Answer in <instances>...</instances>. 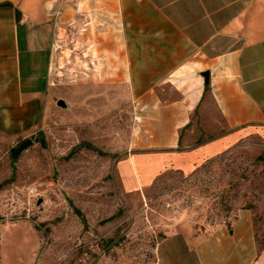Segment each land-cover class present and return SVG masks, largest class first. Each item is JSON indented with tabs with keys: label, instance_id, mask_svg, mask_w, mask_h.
<instances>
[{
	"label": "crops",
	"instance_id": "obj_1",
	"mask_svg": "<svg viewBox=\"0 0 264 264\" xmlns=\"http://www.w3.org/2000/svg\"><path fill=\"white\" fill-rule=\"evenodd\" d=\"M60 34L78 35L98 59L122 50L146 124L142 150L116 166L127 196L195 170L235 135L264 134V0H0V152L40 129L50 37ZM256 230L242 212L230 228L175 232L158 243L156 264H264Z\"/></svg>",
	"mask_w": 264,
	"mask_h": 264
},
{
	"label": "rangeland",
	"instance_id": "obj_2",
	"mask_svg": "<svg viewBox=\"0 0 264 264\" xmlns=\"http://www.w3.org/2000/svg\"><path fill=\"white\" fill-rule=\"evenodd\" d=\"M50 43L48 113L35 136L0 152V264H156L166 236L230 228L242 212L264 248V134L235 135L195 170L169 171L127 196L116 166L142 150L146 124L121 48L110 60L109 49L98 59L76 34Z\"/></svg>",
	"mask_w": 264,
	"mask_h": 264
},
{
	"label": "water",
	"instance_id": "obj_3",
	"mask_svg": "<svg viewBox=\"0 0 264 264\" xmlns=\"http://www.w3.org/2000/svg\"><path fill=\"white\" fill-rule=\"evenodd\" d=\"M59 105L61 107H64L65 106V103L59 102ZM32 144H33L32 140H26L23 143H21L20 146H18V148L15 151L16 155H20V153H22L23 151H25ZM0 239H1V235H0Z\"/></svg>",
	"mask_w": 264,
	"mask_h": 264
},
{
	"label": "trees",
	"instance_id": "obj_4",
	"mask_svg": "<svg viewBox=\"0 0 264 264\" xmlns=\"http://www.w3.org/2000/svg\"><path fill=\"white\" fill-rule=\"evenodd\" d=\"M198 144H201V142H199ZM19 158L18 155L14 156V161H17ZM13 182V181H12ZM11 183V182H10ZM3 188V186H0V190ZM76 214L82 219V223H84L85 225H88L85 219V216L83 214L80 213V211H76Z\"/></svg>",
	"mask_w": 264,
	"mask_h": 264
},
{
	"label": "built area",
	"instance_id": "obj_5",
	"mask_svg": "<svg viewBox=\"0 0 264 264\" xmlns=\"http://www.w3.org/2000/svg\"><path fill=\"white\" fill-rule=\"evenodd\" d=\"M30 194H31V195H34V194H35V192H34V191H30Z\"/></svg>",
	"mask_w": 264,
	"mask_h": 264
}]
</instances>
